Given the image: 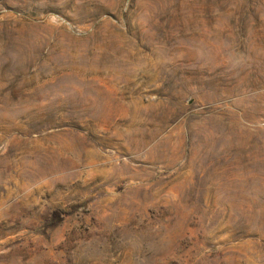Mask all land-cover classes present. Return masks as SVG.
Masks as SVG:
<instances>
[{
	"label": "rangeland",
	"instance_id": "1",
	"mask_svg": "<svg viewBox=\"0 0 264 264\" xmlns=\"http://www.w3.org/2000/svg\"><path fill=\"white\" fill-rule=\"evenodd\" d=\"M0 264H264V0H0Z\"/></svg>",
	"mask_w": 264,
	"mask_h": 264
}]
</instances>
